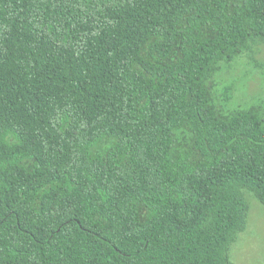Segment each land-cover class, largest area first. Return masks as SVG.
I'll return each mask as SVG.
<instances>
[{
  "label": "trees",
  "instance_id": "obj_1",
  "mask_svg": "<svg viewBox=\"0 0 264 264\" xmlns=\"http://www.w3.org/2000/svg\"><path fill=\"white\" fill-rule=\"evenodd\" d=\"M264 0H0V264H232L264 205V104L212 79Z\"/></svg>",
  "mask_w": 264,
  "mask_h": 264
},
{
  "label": "rangeland",
  "instance_id": "obj_2",
  "mask_svg": "<svg viewBox=\"0 0 264 264\" xmlns=\"http://www.w3.org/2000/svg\"><path fill=\"white\" fill-rule=\"evenodd\" d=\"M229 81L235 83V90L225 109L258 101L264 104V40L255 42L212 79L217 96ZM244 194L249 205L246 228L231 245L230 260L232 264H264V205L251 192L245 190Z\"/></svg>",
  "mask_w": 264,
  "mask_h": 264
}]
</instances>
